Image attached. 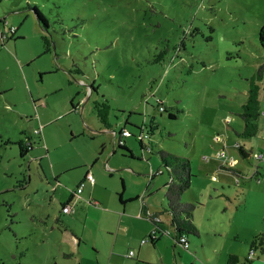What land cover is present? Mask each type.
I'll use <instances>...</instances> for the list:
<instances>
[{"label": "rangeland", "instance_id": "obj_1", "mask_svg": "<svg viewBox=\"0 0 264 264\" xmlns=\"http://www.w3.org/2000/svg\"><path fill=\"white\" fill-rule=\"evenodd\" d=\"M0 19V264H142L130 249H140L144 264H212L214 248L263 222L250 212L264 189V159L256 158L264 154V72L258 130L236 132L249 79L264 61V0H0ZM75 67L80 72H69ZM101 100L110 106L107 124L93 108ZM122 126L131 155L116 147ZM136 126L150 149L140 147ZM158 149L190 160L182 201L194 205L198 235H187V248L175 242L163 209L169 179ZM257 164L260 181L246 191L248 182L236 185ZM86 171L94 181L63 212ZM143 204L172 234L153 248L158 263L151 245L140 244L152 229ZM69 232L83 238L73 257Z\"/></svg>", "mask_w": 264, "mask_h": 264}, {"label": "trees", "instance_id": "obj_2", "mask_svg": "<svg viewBox=\"0 0 264 264\" xmlns=\"http://www.w3.org/2000/svg\"><path fill=\"white\" fill-rule=\"evenodd\" d=\"M36 18L37 20L43 25L47 26V20L43 16V14L36 8ZM1 20V19H0ZM9 31L12 32L11 28ZM5 35L2 31H0V45L4 43ZM8 38V37H7ZM42 43L44 46V51H49V39L45 34L41 35ZM258 41L261 48V55L264 58V23L259 27L258 30ZM164 54V51H160L157 53L156 57L153 60H160L162 59ZM80 72V69L78 67H75L73 69H70L69 72ZM264 72V61L260 63L254 74L249 79L248 88L246 91V98L245 101L242 103V110L238 113L239 117L243 121L242 129L239 132H236L239 137H251L254 136L258 130V124L257 119L260 115V104H259V91L260 86L258 85L257 81L262 78ZM71 108H74V105L72 102H70ZM93 108L95 111V114L97 118L103 123L107 124V118L108 113L110 110V106L106 100L101 101H94L93 102ZM161 111L165 110V107L161 104ZM168 117L172 118L175 117L174 113L168 112ZM126 123V121H125ZM139 130L138 134L135 135L138 137L139 134H142V137L138 139L139 145L141 148L144 146L147 149H150L148 145L143 144V138L148 137L146 133L142 130L141 127L136 126ZM122 129L124 126H122ZM120 130V131H121ZM120 131L117 134H120ZM241 154L242 157L248 156V151L244 148L242 144H236L235 145ZM116 147H119L120 149H123L125 151H128V153L131 155V151L127 146L123 143L117 144ZM24 150L26 148L23 146L20 147V153L23 154ZM157 154L159 155V159L161 164L165 167L167 174H168V182L165 183V207L163 208L167 214L169 215V222L168 224L171 225L174 229V240L176 243L181 242L178 241L179 237L181 235H185L187 237L188 234L197 236L198 231L195 227V225L192 222V215H193V203L190 202H184L182 201V195L183 192L189 187L191 172H190V160L186 157H181L177 155H173L170 152L164 150V149H158ZM229 170H231L236 176L238 174L244 175L245 173L241 172L237 168H231L228 167ZM162 171L158 170L156 173H160ZM87 171L85 175L83 176V179L80 181V184L84 183L87 178ZM156 173H152L150 177L152 178ZM246 175V174H245ZM261 173L258 171V166H254V169L252 173L249 175L251 179L257 180L260 179ZM79 185L75 187L73 191H71L68 199L62 203L61 206H64L66 204H70L71 200L74 197V194L76 193L77 188ZM124 190V183L121 181V190L117 193L118 199L121 203H124V200L122 199V192ZM93 203V202H91ZM62 210V209H61ZM141 216L148 219L152 224V230L147 235V241L153 242L155 239H157L158 235L162 234H168L171 235L169 230L165 227V222L162 221L159 217V214L157 212H147L146 206L144 204L142 205L141 209ZM255 245H258V247L262 250L264 247V234L258 233L252 236L250 240V247H254ZM228 264H235L237 262V257L235 255H229L228 257ZM245 262L249 264L248 259H245Z\"/></svg>", "mask_w": 264, "mask_h": 264}, {"label": "crops", "instance_id": "obj_3", "mask_svg": "<svg viewBox=\"0 0 264 264\" xmlns=\"http://www.w3.org/2000/svg\"><path fill=\"white\" fill-rule=\"evenodd\" d=\"M25 148L27 149L28 147L26 146ZM263 159H264V156H263ZM257 166H258V171L262 174L261 171H262L263 168H262L261 164H257ZM219 167H222V166L219 165ZM253 169H252V171H253ZM239 170L246 174V172H244L243 170H241V169H239ZM252 171L250 173H248L246 178L243 179L241 181V183H240V184H242V183L244 184L245 182H248L247 188L245 189V191L247 189L251 190L252 186H254L253 185L254 183H252L253 182L252 180H254V179H251L249 177V175L252 173ZM256 181H260V180H256ZM260 185H263V184L261 182H258V184H256L255 186H260ZM256 190L257 189H254L252 192H254ZM260 193H261V195L259 196V200H258L259 202L258 203H252V208H251V212L250 213H252L254 215H258V214L262 213L263 222L259 223V224H255L254 223L252 225L247 226L246 228L243 229L244 232H243L242 236L240 235L239 231H235V233L233 234V238L230 239V242L228 244H225V245H223V247L221 246L220 248H214L215 252L217 253L218 260L216 262L212 263V264H228L227 261H228L229 255H235L237 257V262L235 264H247V262H245V259L247 258V254H248V252H249V250L251 248L250 247V240H251L252 236L255 235V234H258V233L264 234V189H262L260 191ZM72 200H71V203L73 202ZM246 200H247L246 197L243 198V202H245ZM124 202H125V200H124ZM121 204H123V203H121ZM141 209H142V206H141ZM141 209H140V211H141ZM235 210H238V209L235 208ZM151 230L149 229V230H147V232H145L146 231L145 230L143 233H146L148 235ZM162 235H158L157 239H155L152 243L147 241L151 245V249L154 251V260L150 259V261L152 263H158V261L161 259L160 252H159V255H158V253L153 248H156V246H155V245H157L156 242L159 240V238ZM66 237L71 243H73V252H71L69 254L70 257H73L75 253H78L79 247H80L81 241H83V238H82V236L77 235V234H73L71 232H69V235H67ZM140 244H142V243H140ZM252 248L254 249V251L252 252L251 257L249 259L247 258L249 264H264V247H263L262 250L258 247V245H255ZM130 250H132V249H130ZM128 252H127V256L128 257H133L134 255L135 256L138 255L137 259H139L138 260V261H140L139 263L144 264V262H148L149 261V260L145 261V260H147L146 258H144L143 256H139L140 249L137 251V253H135V251L133 250V254L132 255H128Z\"/></svg>", "mask_w": 264, "mask_h": 264}, {"label": "built area", "instance_id": "obj_4", "mask_svg": "<svg viewBox=\"0 0 264 264\" xmlns=\"http://www.w3.org/2000/svg\"><path fill=\"white\" fill-rule=\"evenodd\" d=\"M260 94H261V90L259 91V95H258V97L260 96ZM160 109H161V106H160ZM130 134V132L127 130V129H122L121 131H120V134H117V136H116V140H115V143H116V145L117 144H121V143H123V137H125V136H127V135H129ZM142 137V134H139L138 135V139L139 138H141ZM223 150H221L220 152H218L217 154L220 156V155H222L223 154ZM263 153L262 152H258L257 154H256V158H257V160H260V159H263ZM206 157H204V159H205ZM234 157L233 156H230V157H226L225 158V163H227L228 165H232L233 163H234ZM250 177V176H249ZM86 178H87V180L89 179L90 181H94V178H93V176L88 172L87 173V175H86ZM257 180H260V179H257ZM235 183H236V185H240V183H241V180L238 178V177H236V179H235ZM81 186H83V184L81 183V184H79V187L77 188V190H76V193L74 194V195H77L78 194V192L81 190ZM71 204V203H70ZM70 204H66V205H64V206H62L61 207V209H62V211L63 212H68V211H70ZM178 241L179 242H181L182 244V246L183 247H185V248H187L188 247V241H187V237L185 236V235H181L180 237H179V239H178ZM145 242H147V238H142L141 240H140V243H145ZM254 251V249L253 248H250V250H249V252H248V254H247V258L249 259L250 257H251V255H252V252ZM133 254V250H130L129 252H128V255H132Z\"/></svg>", "mask_w": 264, "mask_h": 264}, {"label": "flooded vegetation", "instance_id": "obj_5", "mask_svg": "<svg viewBox=\"0 0 264 264\" xmlns=\"http://www.w3.org/2000/svg\"><path fill=\"white\" fill-rule=\"evenodd\" d=\"M116 136H117V133L114 132V138H116ZM113 143H114V140H113Z\"/></svg>", "mask_w": 264, "mask_h": 264}]
</instances>
